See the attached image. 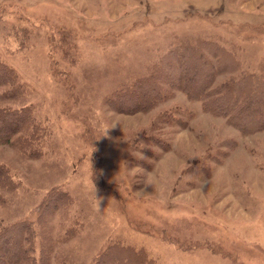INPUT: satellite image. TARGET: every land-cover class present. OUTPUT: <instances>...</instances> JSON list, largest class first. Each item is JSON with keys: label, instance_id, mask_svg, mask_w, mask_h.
Masks as SVG:
<instances>
[{"label": "rangeland", "instance_id": "1", "mask_svg": "<svg viewBox=\"0 0 264 264\" xmlns=\"http://www.w3.org/2000/svg\"><path fill=\"white\" fill-rule=\"evenodd\" d=\"M202 40L224 67L212 87L264 76V0H0V116L28 110L0 143V227L27 223L35 262L264 264V130L242 136L162 82L147 111L111 104Z\"/></svg>", "mask_w": 264, "mask_h": 264}, {"label": "trees", "instance_id": "2", "mask_svg": "<svg viewBox=\"0 0 264 264\" xmlns=\"http://www.w3.org/2000/svg\"><path fill=\"white\" fill-rule=\"evenodd\" d=\"M219 48V47H218ZM215 43L208 40L184 43L168 49L153 64L149 75L133 83V87L118 93L111 102L113 108L126 113L147 111L156 100L164 98L162 82L184 93L190 101H201L202 109L213 116L221 117L245 136L264 130V76L243 74L212 87L213 80L223 72L220 52ZM215 59V61L213 60ZM177 71V72H176ZM12 71L0 63V84L13 81ZM28 110L1 112L0 143L9 141L12 135L24 127ZM10 124V127L7 126ZM234 145L232 141H225ZM4 172L0 169V177ZM62 196L50 199L55 207ZM33 230L25 222L0 227V264H18L33 261L48 264V257L40 251L38 260L32 258L33 246L26 245ZM25 243V244H24ZM94 264H152L140 250L119 257L104 252Z\"/></svg>", "mask_w": 264, "mask_h": 264}, {"label": "clouds", "instance_id": "3", "mask_svg": "<svg viewBox=\"0 0 264 264\" xmlns=\"http://www.w3.org/2000/svg\"><path fill=\"white\" fill-rule=\"evenodd\" d=\"M93 188H94V186H93ZM94 193H95V189H94L93 194H94ZM94 197H95V199H96V207L99 209V208H100V207H99V205H100V201H101L102 198L97 197L95 194H94Z\"/></svg>", "mask_w": 264, "mask_h": 264}]
</instances>
